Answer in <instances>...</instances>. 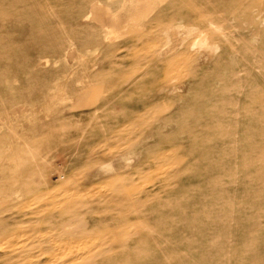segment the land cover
<instances>
[{"label": "rangeland", "instance_id": "rangeland-1", "mask_svg": "<svg viewBox=\"0 0 264 264\" xmlns=\"http://www.w3.org/2000/svg\"><path fill=\"white\" fill-rule=\"evenodd\" d=\"M0 264H264V0H0Z\"/></svg>", "mask_w": 264, "mask_h": 264}, {"label": "crops", "instance_id": "crops-1", "mask_svg": "<svg viewBox=\"0 0 264 264\" xmlns=\"http://www.w3.org/2000/svg\"><path fill=\"white\" fill-rule=\"evenodd\" d=\"M104 14H105V12H104ZM101 17H102V16H101ZM101 17H100V18H101ZM104 17H105V15H103V18H104Z\"/></svg>", "mask_w": 264, "mask_h": 264}]
</instances>
